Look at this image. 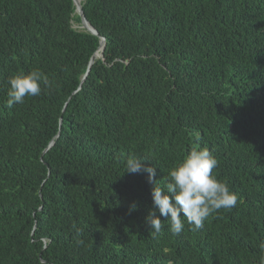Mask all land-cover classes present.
Here are the masks:
<instances>
[{
	"label": "trees",
	"instance_id": "16d2710c",
	"mask_svg": "<svg viewBox=\"0 0 264 264\" xmlns=\"http://www.w3.org/2000/svg\"><path fill=\"white\" fill-rule=\"evenodd\" d=\"M81 3L98 34L73 0H0V264H260L264 0ZM34 70L50 86L8 108ZM194 147L238 202L153 237V184L125 162L163 185Z\"/></svg>",
	"mask_w": 264,
	"mask_h": 264
},
{
	"label": "clouds",
	"instance_id": "9594fccd",
	"mask_svg": "<svg viewBox=\"0 0 264 264\" xmlns=\"http://www.w3.org/2000/svg\"><path fill=\"white\" fill-rule=\"evenodd\" d=\"M8 84L6 106L12 108L14 104H22L26 97L40 95L41 86H50V81L42 72L34 70L28 74L10 76ZM144 160L151 159L128 157L125 172L144 171L148 174L149 183L153 184L154 208L145 218L153 237L160 234L164 220L169 221L171 233L179 236L184 230L181 217L193 226V230H199L210 215L221 209L229 210L238 202V195L213 174L218 161L206 147L192 148L178 164L169 169L163 185H158L155 180L156 168L146 166ZM136 207L133 205L132 209ZM261 247L264 249V245ZM260 264H264V256L260 258Z\"/></svg>",
	"mask_w": 264,
	"mask_h": 264
},
{
	"label": "water",
	"instance_id": "95a60500",
	"mask_svg": "<svg viewBox=\"0 0 264 264\" xmlns=\"http://www.w3.org/2000/svg\"><path fill=\"white\" fill-rule=\"evenodd\" d=\"M73 1H74V4L76 5V12H77V13L81 16V18H82V23H83V25H84L85 22H88V23L90 24V26H91V28H87V27L84 26L85 29L89 30L90 32H92V33H94V34H98V32L96 31V29H95V28L91 25V23L86 19L85 14H84V11H83V8H82V3L78 2L77 0H73ZM101 45H103V48H102V53H101V55H100L99 57H102V56H103V49H104V47H105V38H104V37H102V41H101V44H100L98 50L100 49ZM98 50H97V51H98ZM97 51L93 54V56H92V58H91V61H90V65H91V64L94 62V60L97 58V57H96V53H97ZM89 70H90V68H89ZM89 70H88L87 73L84 75L82 81H84V80L86 79V76H87V74L89 73Z\"/></svg>",
	"mask_w": 264,
	"mask_h": 264
},
{
	"label": "bare ground",
	"instance_id": "6f19581e",
	"mask_svg": "<svg viewBox=\"0 0 264 264\" xmlns=\"http://www.w3.org/2000/svg\"><path fill=\"white\" fill-rule=\"evenodd\" d=\"M78 2H82V0H77ZM84 26L87 27V28H91L90 24L88 22H85L84 23ZM102 48H103V45H101L100 49L97 51L96 53V57H99L102 53Z\"/></svg>",
	"mask_w": 264,
	"mask_h": 264
},
{
	"label": "rangeland",
	"instance_id": "374dc122",
	"mask_svg": "<svg viewBox=\"0 0 264 264\" xmlns=\"http://www.w3.org/2000/svg\"><path fill=\"white\" fill-rule=\"evenodd\" d=\"M74 27L77 28V29H85L83 23H77V22H74Z\"/></svg>",
	"mask_w": 264,
	"mask_h": 264
}]
</instances>
